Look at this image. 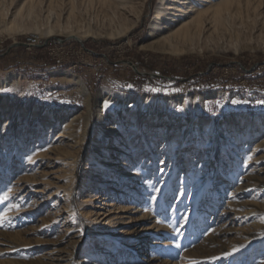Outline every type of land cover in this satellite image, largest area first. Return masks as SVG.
I'll use <instances>...</instances> for the list:
<instances>
[{
    "label": "rangeland",
    "instance_id": "obj_1",
    "mask_svg": "<svg viewBox=\"0 0 264 264\" xmlns=\"http://www.w3.org/2000/svg\"><path fill=\"white\" fill-rule=\"evenodd\" d=\"M1 1L0 81L18 78L0 84V98L53 108L70 121L88 114L89 121L72 165L54 160L35 169L16 156L4 170L0 264H148L151 255L157 264H264V188L248 176L250 157L264 156V135L239 138L230 149L227 126L205 129L223 117H264V0L231 1L218 17L200 16L198 28L175 38L168 52L147 39L158 0ZM89 25L104 35H67ZM30 34L43 46L26 49ZM57 38L61 65L48 49ZM101 90L138 95L140 106L99 101ZM101 106L109 131L132 138L130 166L120 161L107 176L99 172L101 156L87 165ZM153 106L169 125L148 115ZM131 122L140 128L135 134L119 132ZM104 139L106 151L112 135ZM216 148L231 151L222 169Z\"/></svg>",
    "mask_w": 264,
    "mask_h": 264
},
{
    "label": "bare ground",
    "instance_id": "obj_2",
    "mask_svg": "<svg viewBox=\"0 0 264 264\" xmlns=\"http://www.w3.org/2000/svg\"><path fill=\"white\" fill-rule=\"evenodd\" d=\"M231 1L234 2L236 0H158L155 7L153 22L147 35V39L151 40L149 46L162 52H168V50H171V47H173L174 43L172 41L175 38H186L192 34L194 29L196 30L198 28L200 16H209L212 18L216 16L218 17L226 5ZM2 7L3 1L0 2V9H2ZM48 31L53 33L56 30L51 26ZM112 34L113 33H109L108 35ZM67 35L85 40L90 37H100L104 34L96 33L95 30L92 29V26L89 25L78 30H67ZM17 78L18 75H12L0 81V84L3 88L7 85L13 84ZM108 99H115L122 105L130 106L131 108H138L140 106L138 95H114V93H110L106 90L99 91V101H105ZM148 104L149 103L145 105L148 106ZM159 111L160 110H157V107H155L148 111V115L157 114L154 122L169 125L170 122L167 119L168 117L161 116ZM60 114V111H56L53 108H46L39 104H14L10 96L7 94L0 98V158H3L2 156L6 154V157H4L7 160L5 165L0 163V196L6 193L9 185L8 178L10 174L6 173L4 170L12 163L16 156L22 159V161H29L28 163H30L33 168L35 167V169L38 165L51 167L54 160H64L68 165L73 164L75 156L72 152L75 145L80 144L84 139V132L89 121V115L79 113L70 121L66 117H60ZM133 120H136V118ZM32 122H34L33 126L31 125ZM150 122L152 121L150 120ZM108 124L107 112L105 108L101 106L94 122V130L88 149L90 155L88 157L87 165L93 167L92 163L89 161L93 159L94 153L99 155V157L101 156L102 160L100 165L102 169L99 172L104 176L109 174V170H117L120 161L123 162V167H129V163L133 157V151L130 152L132 149L129 147L132 143V138H121L122 135H117L118 133L115 134V132L109 131L107 128ZM225 126H227L226 128H228V131L230 132L225 136L230 141V149L234 146L235 140L239 138H244L245 136L247 140H256L261 135H264L263 116L250 118L241 116L236 118V120L223 117L221 120L214 123L206 122L205 129L210 133L213 132V130H220ZM18 127L22 131L19 135L16 132ZM124 128H128L127 132H129L130 136L140 129L136 124L133 125L132 122L127 124V126L120 127L119 132L124 131ZM56 129H60L57 136L56 133H54ZM53 133L56 136L55 140L57 142L55 146L50 144V138ZM110 135H112L113 142L105 151L106 141L104 138ZM67 138L73 142L68 149H66V147L64 149L63 144H66L65 140ZM216 139L217 143H220L218 136ZM16 141L17 144L13 145ZM32 141L37 143L34 145L35 147L32 145ZM42 143V146H47L46 151L44 152H41V148L38 147L39 144ZM261 143L262 147H264V138ZM7 147L9 148L6 152L5 149ZM229 148L222 150L216 148V159L219 161V167L221 166L224 157L229 156L231 152ZM241 154V152L236 153L239 159L243 158ZM53 155H61V158H54ZM62 155L65 158H62ZM122 156L127 159H122ZM248 163L251 164L248 176L254 181L255 186H261L264 188V156L250 157ZM220 169H222V167H220ZM137 178V175L133 177L134 184H139ZM138 192L141 196L144 195L143 189H139ZM131 247H133V245L129 246V248ZM155 261L156 257L153 255L147 258L148 264H157Z\"/></svg>",
    "mask_w": 264,
    "mask_h": 264
},
{
    "label": "built area",
    "instance_id": "obj_3",
    "mask_svg": "<svg viewBox=\"0 0 264 264\" xmlns=\"http://www.w3.org/2000/svg\"><path fill=\"white\" fill-rule=\"evenodd\" d=\"M58 40V43L56 42V45L55 47L53 48H48L49 49V53L51 55H53V59L54 61L56 62L57 65H61L63 63L62 61V58L59 56V53H56L57 51L59 52L60 49H58V44L59 43H63L61 39L57 38ZM2 41H0V51L3 49V46H2ZM43 41L41 38H39L38 36L34 35V34H30V35H27L24 42H23V45L26 47V49L28 50H33L34 48H37V47H40V46H43ZM64 51V50H62Z\"/></svg>",
    "mask_w": 264,
    "mask_h": 264
},
{
    "label": "water",
    "instance_id": "obj_4",
    "mask_svg": "<svg viewBox=\"0 0 264 264\" xmlns=\"http://www.w3.org/2000/svg\"><path fill=\"white\" fill-rule=\"evenodd\" d=\"M129 64L132 66V68L134 69V71H136L137 73H141V74H145L144 72H140L138 67L136 66V64H134L133 62H129ZM152 76H158L157 74H151Z\"/></svg>",
    "mask_w": 264,
    "mask_h": 264
},
{
    "label": "snow or ice",
    "instance_id": "obj_5",
    "mask_svg": "<svg viewBox=\"0 0 264 264\" xmlns=\"http://www.w3.org/2000/svg\"><path fill=\"white\" fill-rule=\"evenodd\" d=\"M153 199H155V197H153Z\"/></svg>",
    "mask_w": 264,
    "mask_h": 264
},
{
    "label": "trees",
    "instance_id": "obj_6",
    "mask_svg": "<svg viewBox=\"0 0 264 264\" xmlns=\"http://www.w3.org/2000/svg\"><path fill=\"white\" fill-rule=\"evenodd\" d=\"M191 78V77H190Z\"/></svg>",
    "mask_w": 264,
    "mask_h": 264
}]
</instances>
